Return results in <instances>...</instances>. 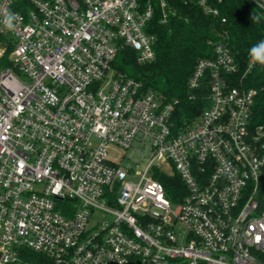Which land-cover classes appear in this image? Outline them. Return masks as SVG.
Listing matches in <instances>:
<instances>
[{"label":"built area","instance_id":"built-area-1","mask_svg":"<svg viewBox=\"0 0 264 264\" xmlns=\"http://www.w3.org/2000/svg\"><path fill=\"white\" fill-rule=\"evenodd\" d=\"M156 5L166 21L168 0H0V264H264V124L228 42L197 60L208 105L182 126L178 98L113 68L124 46L155 59Z\"/></svg>","mask_w":264,"mask_h":264},{"label":"trees","instance_id":"trees-1","mask_svg":"<svg viewBox=\"0 0 264 264\" xmlns=\"http://www.w3.org/2000/svg\"><path fill=\"white\" fill-rule=\"evenodd\" d=\"M216 6L219 15L206 13L195 2L168 0L167 19L163 21L162 12L156 5L148 28L156 36L155 59L140 63L137 52L130 46H124L113 61V68L119 74L138 80L143 90H156L167 100L178 98L175 118L182 126L208 105L207 80L195 92L188 88L197 60L211 56L214 45L220 40L227 41L240 65L239 71L231 75V83L256 90L252 122L264 124V65L255 63L252 70L246 71L249 49L264 39V13L251 0H216ZM223 16L227 18L226 22L222 21ZM252 16H257L258 21L252 20ZM193 93L195 97L190 98ZM156 177L173 200H180L181 193L186 192L177 174L161 173ZM21 253L28 261L39 262L38 258L42 256L27 247H21Z\"/></svg>","mask_w":264,"mask_h":264},{"label":"clouds","instance_id":"clouds-1","mask_svg":"<svg viewBox=\"0 0 264 264\" xmlns=\"http://www.w3.org/2000/svg\"><path fill=\"white\" fill-rule=\"evenodd\" d=\"M16 18V14L12 12L6 14L5 23L9 29L14 27L13 21L16 20ZM251 19L258 21L259 18L257 16H252ZM249 57L251 62L264 65V39L260 40L249 49Z\"/></svg>","mask_w":264,"mask_h":264},{"label":"rangeland","instance_id":"rangeland-1","mask_svg":"<svg viewBox=\"0 0 264 264\" xmlns=\"http://www.w3.org/2000/svg\"><path fill=\"white\" fill-rule=\"evenodd\" d=\"M134 157L135 158H133L134 160H136V159H140L141 158V153L140 152H135L134 153ZM162 167L166 170V172H172L173 171V169L171 168V166H169L168 164H163L162 165ZM104 218H106L105 216L102 218V220L104 219ZM107 218L110 220V218H109V216H107ZM101 220V221H102ZM182 229H184L183 227H182ZM182 229H181V227L179 226V225H177V230L178 231H180V232H182ZM178 238L179 239H182V234H180L179 236H178Z\"/></svg>","mask_w":264,"mask_h":264},{"label":"snow or ice","instance_id":"snow-or-ice-1","mask_svg":"<svg viewBox=\"0 0 264 264\" xmlns=\"http://www.w3.org/2000/svg\"><path fill=\"white\" fill-rule=\"evenodd\" d=\"M259 239V238H258Z\"/></svg>","mask_w":264,"mask_h":264}]
</instances>
